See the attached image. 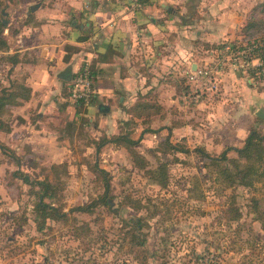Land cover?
I'll return each mask as SVG.
<instances>
[{
  "label": "rangeland",
  "instance_id": "374dc122",
  "mask_svg": "<svg viewBox=\"0 0 264 264\" xmlns=\"http://www.w3.org/2000/svg\"><path fill=\"white\" fill-rule=\"evenodd\" d=\"M202 1L204 5L198 8L201 15L195 16L198 26L192 24V30H202L204 26L209 28L210 32L205 36L201 32L202 38H209V41L201 43L207 47L204 48L214 50L225 40H244L242 27L249 12L263 0ZM179 8L185 16L191 10L187 6ZM200 19L205 21L204 26L199 24ZM174 20L177 24L180 22L179 18ZM189 35L193 36L194 32ZM2 56L0 54V93L6 89L2 87L3 82L11 75ZM165 72V77L172 75L169 70V73ZM235 76L245 86L264 90L262 81L249 82L245 76L237 73ZM177 78L180 82L179 76ZM179 85L183 88V81ZM230 85L222 95L224 117L221 121L216 117L215 132H211L215 141L204 148L213 156L229 147L225 145L224 128L235 122L231 120L230 113L234 107L230 102L233 100ZM219 95L217 91L203 99L200 105L206 104V110H210L213 102L220 100ZM198 106L181 110L180 122L187 123V127L170 136L171 142L188 150L202 146L198 141L209 125L205 107ZM9 109L0 113V129L10 123ZM75 109L78 115L85 111L81 107ZM253 118L251 115V121ZM169 121H166L168 125L171 124ZM262 122L254 120L251 125L262 133ZM147 123L153 127L161 124L157 117L150 118ZM128 128H132L130 137L137 140L134 150L147 160L143 170L163 165V182L151 179L145 171L134 167L129 153L121 146L109 142L96 151L95 142L100 136L97 133L92 135L80 126L76 140L69 137L64 143L66 148L62 152L66 157L62 162L66 164L67 173L58 177L56 199L49 202L66 212L96 198L102 192V185L99 175L93 173L88 165L96 163L109 174L112 206L97 205L90 213L71 212L64 221L49 219L41 231H37L33 223L35 196L29 191L30 187L12 176L11 172L20 170L30 180H51L52 162L39 153L37 158H25L16 165L13 156L21 154V146L10 137L1 141L3 136L0 134V144L7 143V147L0 150V264H264V180L254 188L224 187L214 180L215 169L205 167V161L195 152L156 151L157 142L167 134L165 130L156 137H151L150 133L144 136L140 133L144 128L140 120L135 125L124 127L125 130ZM190 128L201 132L200 137L191 135ZM217 132L223 141L219 140ZM242 143L239 142V146ZM227 156L233 157L235 153L229 151ZM124 196L139 200L141 208L133 210L121 203ZM253 202L258 211L263 212L262 217L258 218L253 211ZM229 206L239 212L236 220L230 219L226 212ZM130 216H140L147 223L141 231L146 236L142 247L146 249L144 263L137 254L141 249L130 241L129 227L123 222ZM74 228H78L76 232L80 235H75Z\"/></svg>",
  "mask_w": 264,
  "mask_h": 264
},
{
  "label": "crops",
  "instance_id": "0c3cea01",
  "mask_svg": "<svg viewBox=\"0 0 264 264\" xmlns=\"http://www.w3.org/2000/svg\"><path fill=\"white\" fill-rule=\"evenodd\" d=\"M0 1V15L6 22L2 30L6 49L0 50V54L11 73L2 87L7 90L12 84L14 92L9 107L11 120L0 129L4 137L1 141L10 137L21 148H29L35 158L43 153L50 162L62 163L66 157L62 152L66 148L64 143L69 137L76 140L80 126L100 136L95 142L100 148L109 143L112 135L125 130L122 121L130 117L127 109L136 101L151 100L159 106L150 118L157 117L160 127L144 122L141 131L153 132L142 135L150 133L156 137L165 130L171 144H175L170 140L171 134H179L187 127V123L180 122L184 107L199 105L206 110V104L200 105L201 102L184 104L179 85L188 67L212 57V49L201 43L209 41L202 38L210 32L205 21L199 20L204 29L192 30V24H197L196 14L201 15L198 8L204 5L202 0ZM179 6L189 7L188 15ZM175 18H179L178 24ZM84 62L92 72L93 98L84 113L78 115L68 100V82L63 83L56 75L67 64L73 72ZM168 70L172 75L165 77ZM235 75L224 72L220 77V100L206 110L208 130L202 131L198 141L203 148L215 141L211 132H215L216 117L219 121L224 117L222 95L227 85L231 84L233 89L230 102L234 107L230 113L235 121L224 128L225 145L229 147H239L254 121L250 116L258 103L264 102V90L243 85ZM138 120L134 118L135 123ZM190 133L200 137L201 132L190 128ZM217 134L223 141L221 134ZM6 145L4 142L3 146Z\"/></svg>",
  "mask_w": 264,
  "mask_h": 264
},
{
  "label": "trees",
  "instance_id": "16d2710c",
  "mask_svg": "<svg viewBox=\"0 0 264 264\" xmlns=\"http://www.w3.org/2000/svg\"><path fill=\"white\" fill-rule=\"evenodd\" d=\"M147 1V0H141ZM0 1V9H1ZM5 20L0 18V50L6 49V42L2 36V30L5 27ZM242 32L245 35L244 40H250L255 38H264V0L257 2L253 8L250 10L248 18L242 27ZM206 47V46H205ZM216 46H212L215 48ZM219 47V46H217ZM216 47V48H217ZM207 48V47H206ZM211 49V48H210ZM264 58V56H263ZM91 71V69H90ZM92 74V72H91ZM13 85L10 84L7 90H3L0 93V113H4L13 104ZM159 106L154 101H136L130 108L127 109V113L130 117L122 121L124 127L135 125L134 118L140 120V123L149 122L151 115L155 114ZM257 122H262L258 118H254ZM264 123V122H262ZM264 127V125H263ZM132 128L124 130L122 133L112 135L109 142L114 143L116 146H121L126 149L129 153L133 166L138 169H145L147 160L141 154H138L134 150V145L137 140L130 137ZM150 130L144 129L141 133ZM153 132V131H150ZM101 145V144H99ZM4 146L0 144V150H3ZM98 145H96L95 150H98ZM178 151L182 153H187L189 151L195 152L198 157L205 161L204 166H211L215 169L214 180H218L224 187L240 186L244 188H254L255 184L264 180V131L261 133L257 130L254 125L249 126L247 134L243 140V143L239 147H226L217 156L210 155L204 150L203 147H194L191 150L180 146L178 144H171L168 141V134L157 142L156 151L169 152ZM232 151L235 156L228 157L227 153ZM15 157V164L18 165L21 160L25 158L34 159L35 155L30 151L29 148H21V154ZM93 173L99 175L102 192L90 202L77 205L69 208L66 212L62 211L58 206H54L49 200L56 199L57 188H59V176L61 174L66 175V164L65 163H51L50 172L52 179L43 178L41 180L33 179L30 180L26 173L20 170H15L11 172V175L18 178L24 184L30 187V192L35 196L33 202V223L37 231H41L47 220H66L71 212H82L90 213L92 208L97 205H103L105 207H111L112 201L109 195V174L106 170L99 168L96 163L88 164ZM145 174L153 180L162 183V175L164 171V166H158L155 169H146ZM254 198H252L253 200ZM121 203L128 206L133 210H138L141 208L139 200H131L128 196L122 198ZM253 211L260 218L263 215L262 211H258L256 208V203L252 204ZM229 214L230 219L236 220L239 217V212L235 208L229 206L226 210ZM124 224L129 227L130 241L137 248H140V253L138 256L143 258V263L146 259L145 253L146 249H142L145 244V234L142 231L143 228L147 227L146 221L140 216H130L127 221H123ZM264 228V225L262 226ZM75 235L80 233L76 232L78 228H74Z\"/></svg>",
  "mask_w": 264,
  "mask_h": 264
},
{
  "label": "built area",
  "instance_id": "2783aa9c",
  "mask_svg": "<svg viewBox=\"0 0 264 264\" xmlns=\"http://www.w3.org/2000/svg\"><path fill=\"white\" fill-rule=\"evenodd\" d=\"M212 50V57L194 69L184 71L180 96L186 105H196L204 97L218 91L224 72L245 76L249 82H264V38L250 40H225ZM92 76L86 62L78 66L68 82V100L76 107L86 109L92 98Z\"/></svg>",
  "mask_w": 264,
  "mask_h": 264
},
{
  "label": "water",
  "instance_id": "95a60500",
  "mask_svg": "<svg viewBox=\"0 0 264 264\" xmlns=\"http://www.w3.org/2000/svg\"><path fill=\"white\" fill-rule=\"evenodd\" d=\"M194 68L195 65L192 64L191 69ZM56 76L61 78L63 83L69 82L72 76L71 65L67 64L64 66L61 70H59ZM253 115L260 120H264V103L262 101L258 103Z\"/></svg>",
  "mask_w": 264,
  "mask_h": 264
}]
</instances>
